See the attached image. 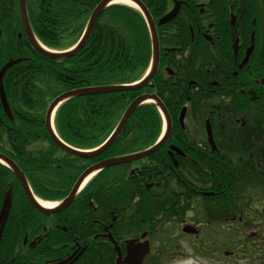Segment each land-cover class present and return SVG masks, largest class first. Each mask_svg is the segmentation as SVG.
Here are the masks:
<instances>
[{
	"label": "trees",
	"instance_id": "16d2710c",
	"mask_svg": "<svg viewBox=\"0 0 264 264\" xmlns=\"http://www.w3.org/2000/svg\"><path fill=\"white\" fill-rule=\"evenodd\" d=\"M99 1L30 0L29 17L37 39L55 50L73 45ZM158 1L154 0V5H149L146 1L154 20L162 15L157 10ZM170 23L174 24V21ZM162 27L158 26V34ZM13 38L14 33L4 44L8 46ZM13 52L22 53L18 47H14ZM150 55L149 33L142 15L133 8L113 4L104 10L86 44L75 55L54 59L37 53L32 62L18 63L6 71L4 87L17 122L0 129V133L11 136L15 143H19L20 137L30 136L32 139L36 136L49 140L47 151L37 153L34 158H26L20 163L14 155H10L23 171L35 196L49 201L61 200L69 193L80 172L97 162L99 157L126 154L153 145L162 125L161 116L153 103L139 106L116 142L100 156L76 157L62 152L48 138L43 124L47 105L60 93L81 87L134 82L147 68ZM152 79L154 88L148 86L144 91H157L165 103L171 93L176 94L175 86H170L167 89L171 92L168 91L169 95L163 97L164 86L161 83H164L160 71H156ZM138 94L140 90H131L68 99L55 112L54 128L58 136L70 146L78 149L93 148L112 131L127 105ZM175 127L179 130L177 123ZM185 135L186 133L181 134L182 139ZM233 141L247 152L248 161L251 160L250 177L257 193L262 194L261 199L257 200L259 206L253 204L258 194L253 195L248 191L249 196H243L235 188L245 176V169L238 167L240 161H233L228 154H211V159L200 157L201 166H194L189 162L183 165L180 163V176H177L178 180L170 191L181 200L176 202L168 196L164 197L160 192L166 183V171L170 170L174 175V170L166 165L167 160L162 154L164 148L160 147L153 154L135 162L136 169L132 173H117L113 168L98 173L77 196L73 207L47 215H53L55 221L52 225L67 223V229L71 225L72 230L87 235L96 230V224H88L90 215L87 211L97 209L99 223L109 227L113 238L125 239L146 232L151 243L156 233L165 236L163 234L167 230L164 225L167 223L179 225L186 218L195 222L200 220V224H205L202 238H206L207 243L199 244L196 248L198 253L211 256V248L216 253L231 249L229 251L234 255L247 253L246 256L251 257L249 252L252 248V236H245L243 224L246 222L249 226H257L256 220L260 219L258 221L264 225V135L259 138L248 137L245 142H242V137ZM184 142L189 144L185 140ZM16 147L19 148L18 145ZM217 148L220 149L218 144ZM245 164L247 163H243L244 167ZM193 187H196L199 194L201 190H210L211 187V196L206 198L205 204L198 203L197 211L189 200L193 197ZM9 188L12 190L13 205L0 240V262H42L43 259L35 258L47 256L43 249L45 244L26 249L22 242L26 234L49 233V222L46 221L48 216L30 206L15 204L24 200L23 193L11 170L0 163V202ZM242 198L247 200L245 204L240 203ZM89 202H93L95 208ZM250 209L255 212L249 213ZM200 212L203 213L202 218H199ZM80 222L86 223L81 228L73 227ZM45 226L46 231L43 232ZM51 230L56 236L61 232V229L54 226ZM30 239L29 237L28 240ZM161 245L164 246L162 243ZM202 246L204 250L200 249ZM169 247L172 248V245ZM109 250L102 245L101 250L93 253L85 263L113 264V254ZM170 251L165 250L167 254Z\"/></svg>",
	"mask_w": 264,
	"mask_h": 264
},
{
	"label": "flooded vegetation",
	"instance_id": "af4514ba",
	"mask_svg": "<svg viewBox=\"0 0 264 264\" xmlns=\"http://www.w3.org/2000/svg\"><path fill=\"white\" fill-rule=\"evenodd\" d=\"M29 1L24 0V11L29 28L33 36L36 37L29 17ZM139 1L151 14L146 1H148L149 5H154V0ZM174 8H176L177 12L175 17L162 25L163 27L158 34L157 21ZM21 10L20 0H0V70L9 61H17L16 64L32 62L35 59L34 55L37 54V51L31 47L26 36L25 22L22 20ZM157 10L162 15L158 19H153L159 46L156 71H160L164 83V85L161 83L164 86L163 97L169 95L167 88L170 86H175L174 92L176 94L171 93L165 103L164 98L160 97L157 91H144L148 86L154 88L153 79H150L144 86L131 89L140 90V94L131 101L141 95H154L161 101L167 111L171 121V129L166 140L157 150L160 147L164 148L162 154L167 160L166 165H168L169 169L172 167L174 175L170 170L166 171V183L162 184L163 191L160 193L164 197L168 196V198L179 202L178 199L181 200V198L171 192L170 188L177 182V176H180L178 167L180 163L183 165L189 162L194 166H201L199 163V161H202L200 157L211 159V154L227 155L229 147L226 148L225 139L236 140L242 137V142H245L248 137L259 138L264 135V86L261 84V79L264 77V0H159ZM172 21H174V24L170 23ZM13 33V41L6 46L4 43H7ZM14 47H18L22 53L13 52ZM147 70L148 68L136 81L120 85L135 86L145 78ZM4 75L2 77L3 87ZM5 97L7 99L6 91ZM9 108L11 111L10 116L5 112L0 99V129L17 122L10 105ZM181 111H184L182 124L179 121ZM250 113L256 115L255 124H252V122L248 124L246 116ZM239 116H243L242 120L236 119ZM201 119L203 120L204 137L198 138L197 125H199ZM175 122L178 124L179 130L175 127ZM219 122H222L224 126L221 125L220 127ZM207 124L211 131V144L208 141ZM125 126L111 145L119 138ZM187 127H189L188 136H186L188 134L186 131ZM185 133L186 135L182 139L181 134ZM124 140L127 139L124 138ZM184 140L189 144H186ZM217 144L219 145V150ZM17 145L22 149L17 148ZM99 146L100 144L90 148V150L99 148ZM110 146L102 150L100 155ZM47 148H49V140L47 138L36 136L33 139L31 136L20 137L19 143H15L11 136L0 133V155L7 157L15 164L16 162L10 157L11 154L21 163L26 158H34L37 153L47 151ZM147 148L126 154L140 152ZM116 156H124V154ZM112 157L115 156L99 157L97 162L88 167ZM219 164H221V160H219ZM111 168L117 173L122 171L132 173L133 169H136L134 162L116 165ZM176 168H178L177 171ZM86 169L80 172L73 181L71 188ZM94 177L95 175H89L88 180L82 184L75 199L67 208L73 207L72 204L77 196ZM19 189L23 193L24 200H19L15 204L30 206L37 210L26 198L20 184ZM196 190V187L192 188L193 197H191L192 201L190 203L196 207L195 210L197 211L198 203L201 205L205 204L206 198L211 196V187L210 190H201V194L197 193ZM5 194L6 191L1 199L0 208ZM41 200L49 202V200ZM61 200L50 202H60ZM89 204L95 208L93 202H89ZM12 205L13 201L11 208ZM87 213L90 215L88 224H96V230L92 233L88 232L89 234L87 233V235L80 233L78 230H72L71 225L67 229L65 226L67 223L58 225L54 223L52 225L55 221L52 217L53 215H47L48 218L46 219L49 222V233L42 235L37 233L33 235L26 234L22 242L26 249H34L36 246L45 244L43 249L46 250L47 256L43 258L36 256L35 259H43V261L34 264H86V259L90 258L93 253L99 252L102 245L109 248V251L114 254L112 243L105 237L109 234L113 238L109 227L106 225L101 226L97 209L95 211H87ZM202 216L203 213L200 212L199 218H202ZM195 217L198 218L197 215ZM186 219L182 220L180 225L187 221L193 224L196 235H188L197 238L203 232L205 224ZM85 223L80 222L73 227L81 228ZM52 226L56 229H61L59 235L56 236L54 232L52 233ZM197 227H200V231L197 230ZM182 228H189V224L182 225L180 230ZM45 231L46 226L43 228V232ZM142 233L125 239H122V237H119V240L114 238L122 255L125 254L126 242L132 239L142 241L140 239ZM29 237L31 238L30 240H28ZM45 239L46 243H44ZM114 257L112 259L113 264H115L117 258L116 254H114ZM0 264L5 263L0 262ZM99 264L101 263L99 262Z\"/></svg>",
	"mask_w": 264,
	"mask_h": 264
},
{
	"label": "water",
	"instance_id": "95a60500",
	"mask_svg": "<svg viewBox=\"0 0 264 264\" xmlns=\"http://www.w3.org/2000/svg\"><path fill=\"white\" fill-rule=\"evenodd\" d=\"M21 5H22V20L26 28V36L28 37V40L31 44V47L35 49L39 54L45 57L49 58H54V59H64L68 58L75 53H77L80 48L83 46V44L86 42L88 36L90 35V32L92 31L94 25L96 24L99 16L101 13L104 11V9L109 6L110 4L116 2L117 0H101L93 9L91 12L89 19L87 21L84 33L79 40V42L75 45V47L71 48L70 50L64 51V52H53L50 50L45 49L33 36L28 22H27V17L24 11V0H20ZM130 3L134 4L142 13L147 26L148 30L150 33V40H151V69L149 73L145 76V78L142 79V81L135 86H98V87H86V88H78L74 90H70L67 92H64L60 94L59 96L55 97L50 104L48 105L45 113V129L47 131V134L49 138L52 140V142L58 146L61 150H63L66 153L75 155V156H80V157H91L96 154H98L101 150L109 146L115 139L116 137L120 134L121 130L127 123L128 119L134 112V110L143 102H154L157 104L161 114L164 117V122H165V131H164V136L162 139H160L155 145H153L151 148L144 150L142 152H138L135 154L127 155V156H120V157H114V158H109L106 159L102 162H99L93 166L88 167L77 179L73 187L71 188L69 194L66 196L64 200L60 202V204L52 209L44 208L42 205L39 203L37 198L31 193V190L28 186V183L25 179V176L21 172V170L13 163L10 159L7 157L0 155V162L4 163L6 166L9 167V169L13 172L15 177L17 178L18 182L21 185V188L26 196V198L30 201V203L38 209L39 211L49 214L52 212H56L59 210H62L69 206L83 181L92 173H95L97 171H100L101 169H105L120 163L124 162H132L138 159H141L151 152H154L167 138L169 135L170 129H171V123L169 116L167 114V111L161 101L154 95H141L137 98H135L126 108L125 112L123 113L122 117L120 118L117 126L115 127L110 139L101 147L99 148L100 150H97L96 152H90V153H82L81 151H78L77 149H74L64 143L56 134L54 128H53V115L57 109V107L62 104L64 101L78 97V96H83V95H90V94H101V93H109V92H117V91H125V90H131V89H137L142 86H144L148 81L151 79V77L154 75L156 68H157V63H158V54H159V46H158V40H157V35H156V26L145 8V6L139 1V0H127ZM176 8L168 12L166 15L162 16L158 21L157 25H163L170 20H172L175 15H176ZM17 63V61H9L8 63L5 64V66L0 70V99L3 104V107L5 109V112L7 115L10 116V110L6 101L5 93L3 90L2 86V77L7 69H9L13 64ZM261 83L264 85V77L261 79ZM183 113L184 111H181L179 121L182 124V119H183ZM206 131H207V136H208V141L211 144V131L209 128V125H206ZM176 150V149H175ZM11 207V191L10 189L7 190L1 208H0V238L3 232V229L6 224V220L10 211ZM183 231L185 232H191L194 233L195 231L191 228H184ZM145 234L141 235V238H144ZM126 253L124 258H122L118 247L115 245V251L117 252V259L115 264H141L144 257L149 253L150 251V246L148 241L144 242H138L137 239L129 240L126 242Z\"/></svg>",
	"mask_w": 264,
	"mask_h": 264
},
{
	"label": "rangeland",
	"instance_id": "374dc122",
	"mask_svg": "<svg viewBox=\"0 0 264 264\" xmlns=\"http://www.w3.org/2000/svg\"><path fill=\"white\" fill-rule=\"evenodd\" d=\"M243 116H239L236 119L242 120ZM248 124L252 122V124H255V118L256 115L254 113H250L246 116ZM203 120L201 119L198 126V138L204 137V130L202 126ZM224 126L222 122H219V126ZM237 125V124H236ZM187 135H189V127L186 129ZM180 135V133H178ZM226 141V148L227 154L229 157L232 158L233 161H240L239 166H242L244 170L245 176L238 182V186L235 188L239 190V192L243 193V196L248 195L251 191V194L255 195L258 194L256 189L254 188L255 183L253 180H251V168H250V161H248V156L246 157L247 152L245 150H242V148L237 147V142H234L230 139H225ZM238 161V162H239ZM243 163L246 167L243 166ZM239 171H241V168H239ZM248 188H250L248 190ZM259 197H256L254 199L253 204H257V200H259ZM192 201V199H189ZM243 203L242 201L240 202ZM255 211L250 209L249 213H254ZM259 216V215H257ZM262 216H259V218ZM260 220V219H258ZM256 220L257 226H249L248 223L243 224V228L245 230V236H252V241L250 244L252 245V248L249 252L251 257H247L246 254L238 253V255H234L229 249L228 251H214L211 248V256L200 254L196 251V248L199 246V244H205L207 243L206 238L203 239L202 235L203 232L200 233V236L198 238H195L190 235H185L180 233V228L184 224H189V226H194L191 223L184 222L182 225H178L177 223H167L164 225V229L167 230V232L162 236L161 233H156L155 236L152 237L153 243L151 245L152 253L149 258H146L143 264H264V225L261 224V221ZM194 222V221H193ZM224 225V224H223ZM173 228V230H172ZM197 230L200 231V227H197ZM256 236V237H255ZM170 240V241H168ZM211 242V240H210ZM162 244L164 246L162 247ZM172 245V248L169 246ZM257 247V248H256ZM259 248V249H258ZM170 249V253L165 252V250ZM201 250H204V246L200 248ZM261 250V252L259 251ZM165 252V253H164ZM250 258V259H249Z\"/></svg>",
	"mask_w": 264,
	"mask_h": 264
},
{
	"label": "bare ground",
	"instance_id": "6f19581e",
	"mask_svg": "<svg viewBox=\"0 0 264 264\" xmlns=\"http://www.w3.org/2000/svg\"><path fill=\"white\" fill-rule=\"evenodd\" d=\"M116 3L123 4V5H127V6H130V7H133L134 8V6L129 1H127V0H117ZM39 203L44 208H48L49 209V208H53L54 207V203H52V202H45V201L39 200Z\"/></svg>",
	"mask_w": 264,
	"mask_h": 264
}]
</instances>
